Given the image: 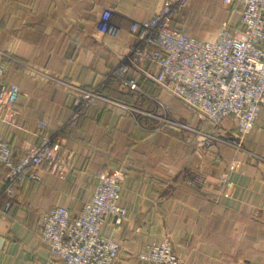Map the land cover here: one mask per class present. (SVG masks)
I'll list each match as a JSON object with an SVG mask.
<instances>
[{
	"label": "crops",
	"instance_id": "1",
	"mask_svg": "<svg viewBox=\"0 0 264 264\" xmlns=\"http://www.w3.org/2000/svg\"><path fill=\"white\" fill-rule=\"evenodd\" d=\"M162 2L0 0L6 81L22 91L13 124L5 119L6 111H0V138L20 157L30 145L51 140L68 166L64 174L42 166L40 180L25 181L14 200L4 193L5 169L0 166V264H61L40 241L42 218L56 206L78 216L100 172L120 173L123 179L120 205L126 220L121 225L109 220L102 228L104 236L122 246L116 264H147L138 254L164 241L172 243L182 264H264V107L243 143L244 151L223 143L199 147L190 131L168 128L147 116H128L102 102L74 119V97L59 85L64 81L98 88L109 99L156 114L160 110L154 100H160L178 122L212 131L153 82L138 79L150 99L122 90L111 77L135 43L130 25L151 19ZM108 9L121 30L118 37L99 33ZM243 10L240 2L225 6L224 0H193L175 27L213 41L218 21L227 22L232 33L244 30ZM217 132L236 134L233 118L224 119ZM224 174L234 184L231 192L219 180ZM202 177L204 188L190 186Z\"/></svg>",
	"mask_w": 264,
	"mask_h": 264
},
{
	"label": "built area",
	"instance_id": "2",
	"mask_svg": "<svg viewBox=\"0 0 264 264\" xmlns=\"http://www.w3.org/2000/svg\"><path fill=\"white\" fill-rule=\"evenodd\" d=\"M92 1V0H90ZM193 0H163L158 12L149 20L134 22L130 33L135 43L121 59L111 77L121 89H129L150 98L138 85V79L153 82L164 93L184 103L202 121L213 127L208 132L173 119L168 106L154 100L160 110L146 112L107 98L101 89H86L80 85L60 81L66 92L74 97L80 111H87L102 102L109 109H121L126 115L138 114L158 120L162 125L194 133L198 146L210 147L223 143L244 151L243 143L254 130L264 107V0H224L225 6L240 2L244 6L241 23L244 30L232 33L227 22L213 41L199 40L175 27L181 13ZM121 30L112 23L110 9L103 12L99 33L118 37ZM0 53V111L5 110L12 124L16 120L15 105L22 91L17 84L6 82L9 67ZM28 71H37L25 65ZM151 99V98H150ZM232 117L236 134L225 136L218 131L222 122ZM74 119L71 123L74 122ZM44 129L45 124H39ZM0 166L5 169V195L14 200L18 189L27 180H40L39 170L64 174L68 168L60 156L59 147L51 140L30 145L27 154L20 157L17 150L0 138ZM91 198L80 214L73 217L66 206L53 207L43 216L39 238L52 256L61 264H116L122 246L112 237L102 234L109 220L116 225L125 222V209L120 205L123 179L120 173L100 172ZM219 180L228 192L234 190L227 175ZM195 184L205 186V179ZM7 204V209L11 208ZM138 259L147 264H182L172 243L148 245Z\"/></svg>",
	"mask_w": 264,
	"mask_h": 264
},
{
	"label": "rangeland",
	"instance_id": "3",
	"mask_svg": "<svg viewBox=\"0 0 264 264\" xmlns=\"http://www.w3.org/2000/svg\"><path fill=\"white\" fill-rule=\"evenodd\" d=\"M195 20V19H194ZM223 23H224V21H222L221 22V24H219V21H218V31L222 28V25H223ZM177 121V120H176ZM197 180H198V183H200L199 182V178H197ZM201 184V183H200ZM197 185H199V184H197ZM198 187H201V188H204L205 186H201V185H199ZM165 242V241H164ZM163 243V242H162ZM161 244V243H160Z\"/></svg>",
	"mask_w": 264,
	"mask_h": 264
},
{
	"label": "trees",
	"instance_id": "4",
	"mask_svg": "<svg viewBox=\"0 0 264 264\" xmlns=\"http://www.w3.org/2000/svg\"><path fill=\"white\" fill-rule=\"evenodd\" d=\"M7 82V81H6ZM11 84V83H10ZM95 190V189H94Z\"/></svg>",
	"mask_w": 264,
	"mask_h": 264
}]
</instances>
